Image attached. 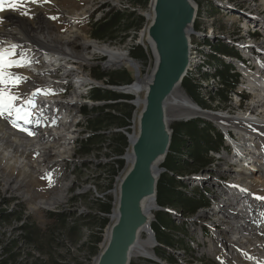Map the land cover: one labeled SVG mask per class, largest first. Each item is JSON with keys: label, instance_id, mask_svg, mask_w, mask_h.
Segmentation results:
<instances>
[{"label": "bare ground", "instance_id": "6f19581e", "mask_svg": "<svg viewBox=\"0 0 264 264\" xmlns=\"http://www.w3.org/2000/svg\"><path fill=\"white\" fill-rule=\"evenodd\" d=\"M52 2L55 3V1L51 0ZM210 2H212V4L214 3L215 5H219V7H226L228 8L229 5L227 4H222V3H217V1L215 2V0H210ZM199 8V12H198V16H197V21L196 23L200 21V17H202V13L204 11V9H202L201 3H199V1L196 2ZM217 3V4H216ZM130 8V7H128ZM231 8V6H230ZM233 8V7H232ZM235 12L241 13L242 16H245L247 19L243 21V24H246L247 28H246V32L248 33L247 35V40L248 44H242L241 42H236L234 40H231L230 38H226L227 42L231 43L237 52V58H228L225 56V61L226 64L221 65L220 67L218 65H215V68L213 70L214 65H212V61H214V59L216 58V56L222 55L219 52H217L214 47L215 45L212 42L213 37H215L216 33H215V28H209V27H202L200 26L199 23V27L198 29H196V27L194 28V35L191 37V44L193 46V50H192V55H191V59H192V65H191V69L190 72L188 73L187 77L190 76H195L199 75V73H201V75H205V73L207 74L209 70H213L215 71V74L212 75L214 77H209L210 79H206V80H202V78L199 81L200 82H204V81H210V80H215L216 82H219V84L221 85V89H223V86L220 82V80L216 77L218 70H220V68H224L225 67H230V73L232 74H236V73H241V77L239 78L240 80L243 78L244 73H254L253 72V67L250 66L251 63H247V58L248 55H258L260 58H264L262 54H264V42H258V35L262 36V33L264 35V28L261 27V29H252V24H254V22L256 23V25L261 26L264 23H261L257 20H253V18L250 16L252 14H246L243 13L242 9L238 10V8H234ZM40 10L37 9L35 10L34 14H35V19L36 21L31 22L30 20L27 19H23L17 15H9L8 16V22L4 25H2L0 27V40H1V44H6V43H10L12 41H26L28 43H30L33 47H37L40 50L43 51H47L48 52V60L52 63V65L49 66V69H56L55 67H61L65 70V72H72L73 70H77L80 66V64L82 63H86L87 61H89L90 57L93 56H107L109 57L108 61H107V69H111V70H117V69H122L124 65H128L132 68L134 65V62L131 61V59L128 56V52L126 53V51H124L123 49H118V48H114V47H109L107 45L105 46H98L99 43H97V41H89L87 43H79L78 40H80V34L78 31L75 32H68L65 33L63 35H59L57 36L54 32H52L50 34V32L48 31V24L51 26L49 20L46 18V16L42 13L39 12ZM200 13V14H199ZM151 13H149L148 16H150ZM254 15V14H253ZM234 16V15H233ZM209 18L214 19L210 16H208V20ZM236 18V17H235ZM207 19V18H206ZM215 20V19H214ZM213 22V20H211ZM210 22V21H208ZM31 25H34L35 27H31ZM210 26V25H209ZM214 26V24H213ZM52 27V26H51ZM251 29V31H249ZM52 31H53V27H52ZM72 31V30H69ZM218 31V30H217ZM138 35H140V40H136L133 41L132 38L128 39L129 43H130V49L133 48V46H138L141 45L142 47H144V49L147 52V47L145 46L144 42H143V37H144V31H141V33H139ZM217 37V36H216ZM236 37V36H235ZM245 40V42L247 41ZM211 41V42H210ZM78 42L77 45H81L84 49L82 52H79L75 49V44ZM256 42H258V45H256ZM128 43V44H129ZM87 46H90V50L89 52H87ZM129 49V50H130ZM87 53H86V52ZM204 54L206 56H204ZM224 57V56H221ZM258 57V58H259ZM80 63V64H79ZM150 67L151 66V61H150ZM217 66V67H216ZM233 67V68H232ZM80 69V68H79ZM38 72H42L40 70H37ZM18 75H22L24 77L29 76L26 75L28 73H23L21 71H15ZM258 72V71H257ZM195 73V75L193 74ZM259 73V72H258ZM66 74V73H65ZM64 74V76H65ZM83 75V76H82ZM150 74H146L142 80L138 81L137 83H135L132 87L126 88V89H121L122 92H125L127 94H132V95H138V94H143L144 93V88H145V83L147 82L148 78H149ZM84 74L81 73L79 78H82V87L90 84L91 80L88 79H84ZM192 76V77H193ZM64 78V77H62ZM198 78V77H197ZM197 78H195L196 82H197ZM253 79V78H252ZM64 80V79H62ZM244 80H245V84L246 87L243 89L244 92H251L254 96V100L253 103H251L249 105V107L246 109L247 112H245V114H240L238 117H232L229 116L225 113H215L212 111H208V109L202 108L200 107V105H198L197 103H195L192 99H190L186 93H182L181 90L179 89L175 92L173 99L171 100L170 106H169V111H168V115H169V123L171 125V122H177V121H191L197 118H206L209 121H213L214 124L217 127H222L224 130L233 128L235 129L237 136H238V147H242L247 145V147H254L256 144H254L255 139H253L251 141L252 138H249L250 135L255 136L256 134L259 135V137L261 138L260 140H258V145H260V143L262 145H264V89H261L260 87H256L253 89H249V85H248V81L246 79V77L244 76ZM254 80V79H253ZM239 81V80H238ZM48 81L46 78L43 77H34V76H29V80H28V84L23 86V88L18 92V94L20 96H31L32 94V90L34 88H43L45 87V85H47ZM140 83V84H139ZM144 83V84H142ZM203 84V83H202ZM201 84V86H202ZM239 85V84H238ZM251 85V83H250ZM85 88V87H84ZM92 88V86L90 85V89ZM182 88V87H181ZM200 90V87H199ZM219 90V89H217ZM215 90V91H217ZM75 95L74 97L72 95L71 100L68 101V103H75V102H80L77 103L76 106H70L66 115V119L63 117V119L60 121V128H55V127H49V128H43L41 130H38L36 133V136L32 139L24 136V135H18L14 130H12L9 125L7 124V122L4 119H0V156L3 155L4 151H6V145H7V140L11 141L14 140L15 142L13 143V145L18 148L19 152L18 154V158L20 160V163L23 164L22 168H13L12 166H8L7 161H9V159H16L14 154L15 152H13L12 154H9L8 157L4 156L5 158V162L1 163L0 162V200H1V204L0 205H5L6 208L0 210V221H1V227H3L4 223L10 222L7 220H10V216L9 214L14 212L15 210H17V206L20 205L21 203H25L24 201L28 200L30 198V196L25 192H21L18 195L19 199L16 200H12V198L10 197L9 194V190H10V184L12 182V180L10 181V176L11 173L13 172H19V171H23L24 167L27 165L26 160H27V156H31L34 157L38 160V163H40V167H41V163L43 161L46 160L47 164H50L51 162H48V160H50L51 158L57 156L59 159L56 160L58 162H63L66 159L63 158L65 155H69L70 152L73 150L74 145H75V140L78 137L77 132L79 130H82V132H84L85 130L83 129V125H87V122L89 119L92 118L91 116H87L84 115L83 113H81L80 111V107L86 106V105H92L91 102H89L88 100H81L80 98L77 99V96H81L82 92H74ZM77 95V96H76ZM59 102L62 101H67V100H59L57 99ZM245 100H247V98H245ZM57 101V102H58ZM254 101H256L254 103ZM47 104V107L45 109V111L42 112V114L45 115L46 119L48 120V125L51 126V124L53 122H55V118L53 116V108L54 107H58L62 110L63 112V108H61L60 105H58L55 102V99L52 98H48L45 99L44 101ZM141 104V102L138 104L137 107H139ZM237 107L239 106L238 103H236ZM72 109V111L70 110ZM205 110V111H204ZM255 112V113H254ZM252 113L253 114H259L258 116L260 117H252ZM66 114V113H65ZM136 114L134 115L132 122H131V126L128 128V130H130L131 134L124 132L123 130H121L123 133H125L128 137L130 136H134L136 134V130H137V119H136ZM87 128V126H86ZM8 130L12 131L13 133L9 132ZM19 136V138H21L20 140L18 138H16V135ZM68 135V136H65ZM87 139L90 138L91 136H93L92 134H86ZM242 137H239V136ZM74 141V142H73ZM258 147V146H256ZM255 147V148H256ZM13 149V148H11ZM245 150L247 148H244ZM256 150V149H255ZM130 148H128L126 150V153L123 157L120 158H116V159H123L125 161L124 164V168L122 170L119 171L118 175L114 178V183H113V190L114 192L109 191L108 193L112 194L115 202L113 203L114 208L112 211V216H111V222L110 224L107 226L106 228V237L104 239L103 245H105L108 235H109V229L112 223V219L113 216L115 215V210L117 207V198H118V187L119 184L123 178V176L125 175L124 172L126 170V166L128 163V166L130 165L129 161H130ZM215 154L212 153V157ZM60 156V157H59ZM127 156V157H126ZM219 157H217V159H221V155H218ZM240 156L238 155V157L234 154L232 155L230 158H228V161H232L235 162L238 166L237 169H231L230 172L232 173L233 178H236L238 181L241 182H245L244 185H247V192L246 195H249L250 198L247 199L246 205H245V210L242 211L240 213V215L238 216L236 213L234 212V207L232 205L231 202V197H230V192H225V197H223L224 199L219 198L218 201H215L214 203L211 204L210 201V197H212V195L210 194V188L203 189V194L198 195V197L203 196L206 201H207V207L201 208L197 211L196 217L194 218H190L193 215H186L188 217L184 218L182 217L183 213L179 212L177 208H158L159 210H162L164 212H166L168 215H173L174 217L170 216L173 223L175 224L176 227H179L180 230L177 234L174 235V240H175V244L179 243V246H172V247H168V246H163L160 245L155 237L154 234L152 232H149L147 234V239H143V235L140 237L139 242L137 244L136 249L133 252V259H146V257H149L151 255V257L149 258L151 260V264H157L160 263L156 260V258H167V260L170 263H173V257H172V253H167L165 254V248H167V250L169 252L173 251L176 252L175 249L177 248H184V249H191L194 247V250H197L198 248L200 250H204V257L202 256L201 261L205 262V264H221L218 262V260H221L217 257V253H222L223 257L225 260H229V253L231 252V246L233 244L234 241H236V238L238 239H246V238H250L252 240H258V243H252L251 241H247L245 243V241H242V247H245L247 251L252 252V257L254 258V261H258V260H262L264 263V200H260V199H256V197H264V176H260L259 174V163H253L251 164L249 169H245L242 165V162L240 160ZM38 157V158H37ZM128 158V159H127ZM116 159H112L110 160L111 163H114V161ZM127 159V160H126ZM4 161V160H3ZM243 161V160H242ZM258 162V161H256ZM37 163V164H38ZM249 164V163H247ZM46 166V165H44ZM38 167V166H37ZM261 167V166H260ZM128 168V167H127ZM243 168V169H241ZM228 169V168H226ZM252 169V170H251ZM15 170V171H12ZM18 170V171H16ZM255 170V171H254ZM35 174H42L44 173L46 170H43L42 168H36L33 170ZM229 172V171H228ZM124 174V175H123ZM25 176H23V182H21L22 186H26L27 185V181L24 179ZM179 180H189L188 177H178ZM204 181V180H202ZM2 182H4V184H2ZM198 183V181H197ZM195 185L197 186L196 189H200L202 188V185H198L195 183ZM228 184L224 183L221 186H219L221 189H224V187H228ZM187 185L184 186L182 189V191L187 194L185 191L187 190ZM200 186V187H199ZM28 187V186H27ZM91 188V187H90ZM191 189V187H188ZM195 188V187H194ZM95 189V187L93 188ZM188 191V190H187ZM38 192V191H37ZM84 192V191H83ZM189 196H193L195 195V191H191V193L187 194ZM11 200H8L10 199ZM230 199V200H229ZM23 200V201H22ZM221 202V203H220ZM222 205V210L217 208V205L223 204ZM54 204V203H53ZM38 205L40 206V203H38ZM214 212H211L213 214L216 215V217L214 218H218V216H222L224 218V228L221 231H218L216 229H212L207 225L201 224L200 222H198V219L200 217L199 212L202 213L201 211L203 210H209L211 208H213L212 206H214ZM150 213L153 215V223L156 222V218H155V214L157 210V202H152L150 205ZM228 207V210L226 211V208ZM29 210H31L29 212ZM223 210H225V214L223 212ZM52 212H55L53 209H51ZM25 212V219H13L12 223L17 222L19 224H21V227L25 226L26 220H27V216L33 212V207L32 206H27V208L24 210ZM218 215V216H217ZM246 215V216H245ZM24 216V215H23ZM4 218H6L7 220H4ZM23 218V217H22ZM211 220H213V218H211ZM181 221V223H179ZM196 223L195 226V230H191L188 229V225L189 223ZM197 227V228H196ZM191 228V227H190ZM191 231L194 232L193 235H191V233H189ZM206 230L209 231V233H206ZM188 231V232H187ZM212 231L215 235H219L218 236V240L215 241L213 238V234ZM223 234H225V238L228 239L227 242H225L224 237L222 236ZM26 236V232L24 234L23 237ZM179 238H181V241L178 240ZM242 239V240H243ZM144 240V241H143ZM224 240V241H223ZM232 240V241H231ZM102 245V246H103ZM192 245V247H191ZM210 245H214L215 248H212L211 251H208V248L210 247ZM162 247L164 250H162L163 256H159V254L156 251V247ZM199 246V247H198ZM105 247V246H104ZM170 248V249H169ZM171 248H175V249H171ZM103 249V248H102ZM154 251V254H150L151 251ZM193 250V251H194ZM178 254H186V250L183 251H177ZM176 252V253H177ZM101 253V252H99ZM188 254V253H187ZM194 253H190L189 255H193ZM177 255V254H176ZM145 256V257H143ZM175 257V256H174ZM179 257V256H178ZM98 258V256H97ZM217 261V263H215L214 259ZM96 262V260H95ZM95 262L93 264H95Z\"/></svg>", "mask_w": 264, "mask_h": 264}, {"label": "rangeland", "instance_id": "374dc122", "mask_svg": "<svg viewBox=\"0 0 264 264\" xmlns=\"http://www.w3.org/2000/svg\"><path fill=\"white\" fill-rule=\"evenodd\" d=\"M55 1L52 2L53 5H45V9H43V11H39L42 12L46 18L49 20L51 26L53 27V31H52V27L48 24L47 28L48 31L50 32V34L52 32H54L57 36L59 35H63L65 33L68 32H75L78 31L80 34V40H78L79 43H87L90 40L89 36H88V31H87V24L88 21L83 25V24H78L76 26L74 25H68L66 28L64 25H60V23L57 22H53L49 19V16H61L63 18H61V20H64L65 22H71L72 18H76L79 17V19L84 20L86 18H90L93 16L94 18V22H100L103 21L105 18V13H107L106 11L104 12V10L106 9V6L109 5H113L116 6L119 9H126L128 7H132V3L131 0H53ZM150 3L148 5V7L143 8V9H139V13L144 16L146 19L149 15V13L151 12L150 10ZM217 1V3H222V4H227L229 5L228 8L226 7H219V5H215L214 3L212 4V2H210V0H199V3H201L202 9H204L203 13H202V17H200V26L202 27H209L212 29H216L215 30V39L212 40L211 43H213L215 45V47L219 48L220 50L223 49L222 53L220 52L219 56H216V60L214 59V61H212V66L213 70L215 68V65L221 66L222 64H226L225 61V56L228 58H237L236 56V49L235 47L227 42L226 38H230L231 40H234L236 42H241L242 44H248L247 40V35L248 33L246 32V24H241L243 23L244 20H246L247 18L245 16H242L241 13L235 12L234 8H238V10L243 11V13L246 14H252L250 15L253 20H257L261 23H264V0H215V2ZM216 3V4H217ZM231 6V8H230ZM233 7V8H232ZM254 14V15H253ZM234 15V16H233ZM208 16L214 18L211 19L209 18L208 20ZM236 17V18H235ZM36 18V17H35ZM207 18V19H206ZM213 20V22L211 21ZM36 21V19L34 20ZM210 21V22H208ZM214 24V26H213ZM210 25V26H209ZM31 27H35L34 25H31ZM214 27V28H213ZM261 27L264 28V24L259 26L256 25V23L254 22V24H252V29H261ZM70 28L72 31H69ZM218 30V31H217ZM68 31V32H67ZM251 31V29L249 30ZM133 34L131 33L130 36L128 34V38L132 36ZM236 36V37H235ZM258 39L257 41L260 43L261 41L264 42V35L262 33V36L258 35ZM140 38L137 37L136 39L138 40ZM146 37H143V42L145 41ZM140 40V39H139ZM245 40H247L245 42ZM127 39L124 42H115L113 45H110L111 47L114 48H118V49H123L124 51H126V53L128 52V56L129 58H132L130 56V41ZM78 42L75 44V49L79 52L83 51V47L79 44ZM258 42H256V45H258ZM129 43V44H128ZM109 45V44H108ZM107 45V46H108ZM98 46H105L104 44H98ZM109 46V47H110ZM87 52L91 51L90 50V46H87ZM221 47V48H220ZM229 51V53L226 52ZM85 51V52H86ZM86 52V53H87ZM204 56H206L204 54ZM224 56V57H221ZM109 57L107 56H93L89 58V61H87L86 63H79L80 66H78L79 68L77 70H73L72 72L74 73V76H79L81 73H83L84 79H88L94 82H103L104 85H106V83L104 81H98L96 79H93L90 76V71L92 69H98L100 71H104V73L107 72H113L115 70H109L106 67L107 65V61H108ZM135 60V59H134ZM136 61V60H135ZM149 63V62H148ZM139 65V70H140V78H142L145 73L148 70V67H150V63L145 65L144 63H142L141 61H138L137 63ZM152 66V65H151ZM217 67V66H216ZM118 71L122 72L125 71L127 72V74L129 75V77H131L134 81L136 80L135 78V71L132 67L128 66V65H124L122 69H117ZM212 69L207 71L208 73H205V77H214L212 75L215 74V71H213ZM259 72V71H258ZM257 72V73H258ZM60 73H66L65 70L63 68L60 67ZM261 73V72H259ZM195 75V73H193ZM197 78V83L200 85V90L198 89V94L200 99L202 100V102H204L205 104L203 106H200L202 108L208 109V111H212L215 113H225L229 116L232 117H238L240 114H245L246 109L249 107V105L251 103H253L254 100V96L251 92H244V88L246 87L245 84V80H244V76L243 78L240 80L239 79V85L236 89V92H232L230 93L229 96V102L227 104H222L219 103L218 101H213L212 100V96L215 93V90L217 89H221V85L219 84V82H216L215 80H210V81H204V82H200L202 80H200L201 78L199 77V75L195 76ZM69 81L71 80V78H67ZM200 81H199V80ZM133 81V82H134ZM203 83V84H202ZM140 84V83H139ZM144 84V83H142ZM202 84V86H201ZM90 85H92V83L87 84L85 86L82 87L81 92H82V99L83 100H88L89 102H91L92 104H95L94 101H92L87 95L91 92L90 89ZM85 87V88H84ZM181 92L185 93L183 91V88H181ZM74 92V90L71 91V95ZM128 95V94H127ZM187 95V93H186ZM73 96V95H72ZM70 95L66 96V97H59V100H67V101H62V102H57L58 105L61 106V108H63V117L66 119V115L68 112V109L70 106H76L77 102L75 103H68V101L71 100ZM132 96V95H130ZM134 97V96H133ZM141 97V99H143V94L141 93L139 95V98ZM189 97V96H188ZM190 98V97H189ZM245 98H247V100H245ZM256 101H254L255 103ZM196 103V102H195ZM236 103L239 104V106L237 107ZM89 107H96V106H92V105H88ZM103 105H100L99 107H101ZM137 108V107H136ZM72 111V109H70ZM141 110V108L139 109V111ZM205 111V110H204ZM66 113V114H65ZM255 113V112H254ZM259 114H253L252 113V117H260L258 116ZM196 120H202L205 121V123H207V126L210 127L211 129V139L213 140L214 144H218L215 146L214 149L210 150L206 155L208 160H210V164L205 167V169H203L200 172H192L193 171V166L191 165H187L189 167L185 168L184 170H181V173L179 174V176L181 177H188L189 180L184 179L183 183L180 185V188L187 186V190L188 191H195V194L200 195L203 194V189L210 188V194L212 195V197L209 196L211 204L214 203L215 201H218L219 198L224 199L223 197H225V192H230V188L234 189V187L229 186V187H224V189H221L219 186L222 187V185L224 183L229 184L230 182L233 181H237V184L239 183L240 187H244L245 189L247 188V185H244V182H238V180L236 178H233L232 173L230 172L231 169H234L232 167L231 161H228L227 159H225V146L222 143V140L220 141V137L218 136V132H217V128L215 126L214 123H212L211 121L209 122L206 120H203L202 118H197ZM214 121V120H213ZM181 122H186V121H177V122H171V127L175 126ZM87 125H83V129L85 130L84 132H82V130H79L77 132L78 137L75 140V145L73 150L70 152L69 155H65L63 158H65L66 160L63 162H58L56 160H58L59 158L57 156L51 158L50 160H48V162H51L50 164H47L46 160L43 161L41 163V167H40V163H38V160L34 157L31 156H27V160L26 163L27 165L24 167V170L19 171V172H13L11 173L10 176V181L12 180L11 184H10V190H9V194L10 197L12 198V200H16L19 199L18 195L21 192H25L30 196V198L24 202L25 203H21L20 205H18L17 210H15L14 212L10 213L9 216L11 217L10 222L4 223L3 227L0 228V264L7 261L10 257V253L13 252V250L15 248H18L19 253L22 254V256L20 257V261L24 260V261H28L24 258V255L28 254L31 252L32 255H34V259L33 262L35 261L36 264H93L95 262V260H97V256H93L91 259L89 258V251L87 248L82 247L79 248V245L82 244L83 240H81L78 244H75L74 242L68 241L64 236H60L59 237V242L57 241V239L55 238V236H57V234H55V236L53 235V231H51L49 229L50 227V220H48V213H51V209H53L55 212H62V211H68V212H74V214L77 215V217H79L82 213L84 214H90V213H96L95 211V207H93V204H91L92 201L88 200L85 201L83 200H72L73 195L70 194L69 192H67L68 188L66 187H61L62 186V182L59 181V191H52L49 194H46V189L48 187V185H46V183L41 184L38 182V177L41 175L39 174H35L34 173V169L36 168H42L43 170H46L45 172H47L48 170L52 169L54 166L56 165H67L69 167L70 170V175L72 178V181L74 182V189H73V193H84L83 191H90L87 194H94V196H99V197H103L105 194H102L104 192V178L107 179V175H109V170L107 169V167L109 166V164H112L110 162V160L112 159H116L117 157H113L116 155H118L115 150L113 149V147L108 145V140L109 138H107L106 140L104 139H98L96 142H94L93 144L89 145V148L91 149V152L89 153V155H81L80 154V147L79 145L82 143H85L88 139L86 134H92V132H89V130L86 128ZM202 126V125H201ZM203 127V126H202ZM220 128V127H218ZM9 132L13 133L12 131L8 130ZM108 132V131H106ZM14 134V133H13ZM16 135V134H15ZM68 136V135H65ZM16 138H18L19 140L21 138H19L18 135L15 136ZM239 137H242L241 135ZM218 138V139H216ZM249 138H252L251 141L253 139H255L254 144H256L254 146V149L258 150L260 149L262 152H264V145H262L260 143V145H258V140H260L261 138L259 137L258 134H256L255 136L250 135ZM7 145H6V151H4L3 155L7 156L9 154H12L13 152H15L14 156L16 159H9V161H7L8 166H12L13 168H22L23 164L20 163V160L18 158V148H16L13 143L15 142L14 140L11 141H6ZM74 142V141H73ZM258 146V147H256ZM256 147V148H255ZM13 148V149H11ZM214 152H218L221 155V159H217V157H219L218 155H214L215 157H212V153ZM2 156H0V162L4 163L5 162V158ZM60 157V156H59ZM127 157V156H126ZM231 157V156H230ZM38 158V157H37ZM128 159V158H127ZM126 159V160H127ZM4 160V161H3ZM38 163V164H37ZM130 163V161H129ZM235 163V162H232ZM249 163V162H248ZM46 165V166H44ZM38 166V167H37ZM130 167V165L126 166V170L124 172V174L127 172L128 168ZM228 168V169H226ZM107 169V170H106ZM252 170V169H251ZM258 170L260 171L259 175L262 177L264 176V168L259 167ZM15 171V170H12ZM18 171V170H16ZM188 171L190 175L187 174ZM229 171V172H228ZM255 171V170H254ZM44 172V173H45ZM193 173V174H192ZM43 174V173H42ZM123 174V175H124ZM23 176H25V180L27 181V185L26 186H22L21 182H23ZM99 179V182L97 181ZM204 180V181H202ZM182 181V180H180ZM198 181V183H197ZM196 184H200L202 185V188L200 189H196ZM2 184H4V182H2ZM100 184V185H98ZM244 185V186H243ZM28 186V187H27ZM103 186V187H102ZM228 186V185H227ZM37 187H41L43 190V195L41 196L36 188ZM91 187V188H90ZM95 187V189H93ZM188 187H191L188 188ZM195 187V188H194ZM200 187V186H199ZM87 189V190H86ZM114 189V188H113ZM112 189V192H114V190ZM102 194V195H101ZM108 194V192H107ZM75 197V196H74ZM219 197V198H218ZM8 199V200H11ZM76 198V197H75ZM74 198V199H75ZM96 198V197H95ZM93 199V198H90ZM72 200V202H71ZM204 200V199H203ZM230 200V199H229ZM23 201V200H22ZM38 203H40V206L38 205ZM54 203V204H53ZM205 205H207L208 203L206 201H204ZM221 203V202H220ZM223 203V202H222ZM0 204H1V200H0ZM222 205H217L216 209L219 208L222 210ZM27 206H32L33 207V212H31L28 216H27V220L25 223L24 227H21V224L14 222L12 223L13 219H25V212L24 210L27 208ZM213 208L209 209V210H203L201 211L202 213L199 212V219L198 222H200L201 224L207 225L212 229H216L218 231H222L224 228V218L222 216H218V218H214L216 217L215 214L211 213L214 212V206H212ZM6 208L5 205H0V210ZM159 209H157L156 211H158ZM214 210V211H213ZM228 210V207L226 208V211ZM31 210H29L30 212ZM51 211V212H49ZM180 212V211H179ZM223 212L225 213V210H223ZM157 213V212H156ZM155 214V213H154ZM226 214V213H225ZM24 215V216H23ZM112 215V214H111ZM227 215V214H226ZM104 216V215H102ZM174 217L173 215H170ZM246 216V215H245ZM23 217V218H22ZM109 220L111 219V216H109ZM182 217L186 218L188 216L186 215H182ZM196 217V215H193L190 218H194ZM211 218H213V220H211ZM181 223V221L179 222ZM1 226V223H0ZM27 226H31L32 229H34L33 231L36 230H40L42 231V236L40 238H38V240H34V242L32 241H28L27 238L25 239L24 234L25 232H27L26 228ZM108 226V225H107ZM106 226V228H107ZM195 226L196 223H189L188 225V229L191 230H195ZM191 227V228H190ZM87 228V229H86ZM106 228H104V231L102 233V241L100 242L99 245V249L100 252L103 251L102 248H104L103 242L104 239L106 237ZM197 228V227H196ZM85 230V237H87V235H89V233L92 232L91 228L88 227H84ZM97 228H93V231H96ZM189 233H191V235L194 234L193 231H191ZM188 232V231H187ZM206 233L208 234L209 231L206 230ZM213 234V238L215 241L218 240V236L219 235H215L212 231ZM223 237L225 236V234L222 235ZM35 236H33L32 238H34ZM58 237V236H57ZM144 240L147 239V235L143 236ZM149 238V237H148ZM225 242L228 241L227 238H225ZM143 240V241H144ZM256 240V239H255ZM224 241V240H223ZM232 241V240H231ZM244 241V239H243ZM258 241V240H257ZM107 242V241H106ZM259 242V241H258ZM256 241H252V243H258ZM103 245V246H102ZM175 246H179V243L175 244ZM192 247V245H191ZM199 247V246H198ZM212 248H215L214 245H210V247L208 248V251H211ZM171 249H175V248H171ZM193 250L195 249L194 247L192 248ZM162 250H164L162 247H156V251H160L162 253ZM166 250V249H165ZM176 252L177 251H183L184 249L182 248H177L175 249ZM167 251V250H166ZM165 254L167 253H172V257H173V263H170L167 258H156V260L160 263L157 264H205V262L201 261L202 256L204 257V250H200L199 248L197 250L191 251L189 253H194L193 255H189V254H178V252H174L171 251H167ZM35 252V253H34ZM154 254V251L152 250L150 252V254ZM177 254V255H176ZM92 256V255H91ZM175 256V257H174ZM179 256V257H178ZM30 257V256H29ZM145 257V256H143ZM151 255L149 257L146 258H150ZM215 263H217V261L215 260V258H213ZM30 261V260H29ZM248 260L245 261L246 264ZM31 262V261H30ZM133 264H149V260L148 259H133L132 260ZM154 264V263H152Z\"/></svg>", "mask_w": 264, "mask_h": 264}, {"label": "trees", "instance_id": "16d2710c", "mask_svg": "<svg viewBox=\"0 0 264 264\" xmlns=\"http://www.w3.org/2000/svg\"><path fill=\"white\" fill-rule=\"evenodd\" d=\"M199 1V0H195ZM132 6L135 10L130 9H119L116 6L107 5L105 18L100 22H92L88 28V36L90 39L97 41L100 44L113 45L115 42H124L128 38V34L132 33V39L137 38V34L144 29L148 21L139 13V9L148 7L150 0H131ZM152 4V1H151ZM150 4V6H151ZM200 14V13H199ZM196 29L199 27L197 22L195 25ZM221 48V47H220ZM217 52L223 51L214 47ZM227 53L229 51L226 50ZM130 56L136 61H141L145 65L149 64L151 53L148 48V53L142 46H135L130 50ZM216 60V58H215ZM224 65V64H222ZM220 67V66H219ZM91 76L98 80L106 83L105 87H94L88 94V97L94 102H111L101 107H94L92 110L85 109V114L94 116L87 122V129L92 132L91 138L85 143L79 145L80 154L87 155L91 152L89 148L90 144H93L98 139H107L108 145L113 147L115 152L118 154L113 157L120 158L125 155L126 150L129 148V142L126 135L122 132H113L111 130H124L130 132L128 128L131 126L133 116L136 112V107L131 103L135 97L114 91L111 87H123L133 83V79L129 77L127 72L115 70L113 72H105L98 69H92L90 71ZM193 76V75H192ZM188 76L182 83V88L187 96L190 97L198 105L203 106L205 103L199 97L198 89L199 84H196L194 76ZM199 76L202 80L210 79L205 75ZM216 77L220 80L223 89L215 91L212 96L213 101H218L222 104L229 102V94L236 92L239 81L235 74L230 73V67L220 68ZM114 112V113H113ZM203 127H202V126ZM173 140L170 153L162 165L165 172L161 175L158 183V194H157V205L160 208H177L178 211L184 215H194L201 208L207 207L204 201L206 199L203 196L197 197V195L189 196L187 194L190 191H185V194L180 185L182 182L178 179L181 170L193 166L192 172H200L210 164V160L207 158V153L214 149L217 144H214L211 139V129L207 126V123L202 120H192L188 122H181L175 126H172ZM108 131V132H106ZM124 168V161L116 159L114 163L109 164L107 169L109 175L107 179L104 178V192L103 198H98L94 194H81L77 196L74 194V200H85L92 201L93 207H95L96 213L82 214L77 217L76 214L68 211L61 213H48V220H50L49 229L53 231V235L57 234L55 238L59 242V237L64 236L68 241L78 244L83 240L82 244H78L79 248L85 247L89 251V258L97 256L100 252L99 245L102 241V233L104 228L109 224L110 220L107 216L112 214L114 198L112 194L108 193L113 189L114 178L118 175L119 171ZM106 169V170H107ZM188 171L187 174H189ZM193 174V173H192ZM99 182V179L97 180ZM100 185V184H98ZM182 186V185H181ZM103 187V186H102ZM183 188V187H182ZM70 192H74L71 190ZM101 194V195H102ZM96 197V198H95ZM75 198V199H74ZM93 198V199H90ZM204 199V200H203ZM207 202V201H206ZM104 215V216H101ZM156 222L152 224V229L156 235L157 241L160 245L172 247L175 245L174 235L180 230L173 223L171 217L164 211H158L155 213ZM4 220H7L4 218ZM72 224H69L68 221ZM1 223V221H0ZM84 227L92 229V232L85 237ZM26 237L28 241L34 242L42 236V231L31 228V226L25 227ZM93 228H97L93 231ZM87 229V228H86ZM35 236L33 239L32 237ZM178 240L181 241V238ZM166 247L165 249L167 250ZM170 249V248H169ZM184 249V248H182ZM188 254L193 251L191 249H184ZM18 248H15L10 253V257L7 261L1 264H36L33 262L34 255L30 252L29 255H24V258L28 261H20L21 253L17 252ZM168 251V250H167ZM166 251V252H167ZM35 253V252H34ZM159 256H163V253L158 251ZM92 255V256H91ZM30 256V257H29ZM31 262H30V261ZM133 264V263H131Z\"/></svg>", "mask_w": 264, "mask_h": 264}, {"label": "water", "instance_id": "95a60500", "mask_svg": "<svg viewBox=\"0 0 264 264\" xmlns=\"http://www.w3.org/2000/svg\"><path fill=\"white\" fill-rule=\"evenodd\" d=\"M198 12L195 0H152L145 39L152 69L143 99L136 102L142 108L136 135L129 137L130 167L119 184L107 243L95 264H131L140 237L152 226L149 205L157 200L158 183L165 172L162 165L173 140L169 106L191 69V37ZM133 67L139 81V67L136 63Z\"/></svg>", "mask_w": 264, "mask_h": 264}, {"label": "snow or ice", "instance_id": "6c2138e0", "mask_svg": "<svg viewBox=\"0 0 264 264\" xmlns=\"http://www.w3.org/2000/svg\"><path fill=\"white\" fill-rule=\"evenodd\" d=\"M27 3L37 4L41 3V0H26ZM50 0H43V3H49ZM25 0H8V4L12 10H17V7L23 5ZM5 10V0H0V12ZM22 15L31 18V10L23 11ZM50 19H56L51 17ZM0 23H3L0 20ZM18 45L12 44L7 49L0 48V119H9V122L14 128L19 131L25 132L28 136H34L35 132L29 127H21L20 123L33 125L36 127H43L40 118H36L34 112L31 110L37 109L40 105L36 104L34 100H27V107L29 110H25L24 99L18 94L15 89L19 88V85L26 82L27 77L18 75L13 69L21 67H30L32 60L24 56H17ZM55 94L52 90L37 89L32 95H51ZM11 118V119H10ZM51 183V178L49 177ZM232 187L238 188L241 192H247L246 189L239 188L237 185ZM256 199L264 200V197H256Z\"/></svg>", "mask_w": 264, "mask_h": 264}, {"label": "built area", "instance_id": "2783aa9c", "mask_svg": "<svg viewBox=\"0 0 264 264\" xmlns=\"http://www.w3.org/2000/svg\"><path fill=\"white\" fill-rule=\"evenodd\" d=\"M151 68H152V67H148V70H147V72L145 73V75H146V74H150V72H151ZM145 75H144V76H145ZM144 76H143V77H144ZM143 77H142V78H143ZM142 78L140 79V81L142 80Z\"/></svg>", "mask_w": 264, "mask_h": 264}]
</instances>
